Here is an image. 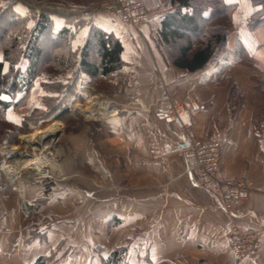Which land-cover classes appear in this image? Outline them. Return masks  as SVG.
<instances>
[{
	"label": "crops",
	"instance_id": "crops-1",
	"mask_svg": "<svg viewBox=\"0 0 264 264\" xmlns=\"http://www.w3.org/2000/svg\"><path fill=\"white\" fill-rule=\"evenodd\" d=\"M106 1L72 3L88 8ZM143 2L151 12L145 41L106 13L120 28L98 26L122 44L123 84L115 91L137 112L108 123L98 142L83 137L75 143L78 156L61 168L68 180L50 181L47 193L46 183L33 182L22 195L21 185L0 177V264H35L52 254L55 264H102L119 249L127 250L129 264H264V26L250 31L253 8L248 0L236 1L226 50L190 72L174 64L178 43L161 36L174 10L171 0ZM164 87L192 116L199 140H222V174L261 189L231 211L238 226L260 234L256 261H239L230 252L220 198L187 174L183 133L162 118ZM72 171L74 180L67 175ZM63 185L73 190L61 192Z\"/></svg>",
	"mask_w": 264,
	"mask_h": 264
},
{
	"label": "trees",
	"instance_id": "trees-1",
	"mask_svg": "<svg viewBox=\"0 0 264 264\" xmlns=\"http://www.w3.org/2000/svg\"><path fill=\"white\" fill-rule=\"evenodd\" d=\"M73 1L75 0H63L65 5L45 4L42 12L30 11L24 16L18 14L13 5L0 9L1 118L7 112V108L11 107L3 100L4 97L15 99L27 96L40 80L41 67L50 58L42 48L43 43L48 40L53 45L68 44L77 37L76 33L71 34V28L78 26L80 30L87 25L72 15L87 8L74 7ZM226 1L171 0L174 10L165 16L161 36L167 43H178L175 46L178 57L175 65L190 72H197L225 51L237 10L236 5ZM249 1L254 11L248 29L254 31L264 26V8L261 7L264 0ZM97 4L99 3L90 7ZM59 21L64 23L61 29L55 26ZM90 27L79 52H73L65 58V63H61L58 58H55L54 63L60 68H74L76 77L81 74L90 81L115 77L124 66L122 44L113 34L98 26ZM21 59L28 61L24 72L15 70ZM6 64L9 65L8 72H5ZM48 185L51 186L53 183ZM41 202L38 201V204ZM35 264L49 263L45 257H40ZM102 264H129L127 250L115 251L103 259Z\"/></svg>",
	"mask_w": 264,
	"mask_h": 264
},
{
	"label": "rangeland",
	"instance_id": "rangeland-1",
	"mask_svg": "<svg viewBox=\"0 0 264 264\" xmlns=\"http://www.w3.org/2000/svg\"><path fill=\"white\" fill-rule=\"evenodd\" d=\"M236 1L239 2L240 0H227L226 2L236 5L238 9L239 4ZM0 2L2 3L0 9H4L7 6L9 7L10 5H13L15 11L22 16L26 15L27 13L29 14L30 11H35L38 13L42 12V10H44L43 7L45 4L65 5V2H63V0H55V1L0 0ZM248 2L250 3L249 0ZM102 3H99L93 7H97ZM261 7L264 8V4ZM258 9H260V7H258ZM103 15L104 14H102L101 12L98 15V18L95 22L93 23L86 22L88 26L84 25L83 28H81L80 30L78 29L80 28L78 26H74L73 28H71V34L76 33L77 37L75 38L74 41H71L68 44L62 43L59 45H53V43L48 40L47 42L43 43L42 48L44 49L45 53L47 52V55H49L50 58L47 59L43 64V66L41 67L40 80H38L35 83L34 87L31 89L30 93L27 96L23 95L20 97H16L15 99H11L9 97L3 98V100L8 104H10L11 107L7 108V112L4 114L2 118L0 117V142L3 138L9 135H16L17 133L27 129L38 128L49 118L61 117L64 119H68L69 121L70 120L72 121L70 107L74 101H77L81 98V90L85 89L82 88V86L84 87L86 86L88 88H91L97 92L106 95L115 94L116 92L115 88H117L119 84L121 83L123 84V79H122L123 68H121V71L117 73L115 77L90 81L84 75L81 74L78 77H76V71L74 70V68L73 69L69 67L60 68L57 64L54 63L55 58H58V60H60L61 63H65L64 61L65 58L73 54V52H79L80 48L84 44L83 41H85L84 39L85 32H88L92 27V26L90 27V25L103 26L104 28H107L106 30H116L117 28H120L116 24H113L115 22L112 23L106 18H104ZM105 15L109 16L108 14ZM149 16L151 18V12H149ZM55 26H57V24H55ZM109 34H113L115 36L114 33H109ZM135 34L139 37V39L145 41V35L143 33V29L141 35L143 36L144 39L136 32ZM223 53L224 51L221 52V54ZM221 54H219L218 56H220ZM1 60L2 57L0 56V61ZM27 66H28V61L25 59H21L19 64L15 67V70L24 72L27 69ZM8 71H9V65L6 64L5 72ZM114 82H117V84L114 85ZM116 93L117 96L123 94L121 93V91ZM262 95L264 96V90L262 92ZM1 111L2 110L0 109V113ZM65 111L66 113L64 114ZM165 115H167V113ZM171 121L173 120L171 119ZM72 124H73V129H72L73 132L71 133L70 137L72 139L71 141L77 144L78 142L80 143L83 137H86V139H88L91 142L92 140L94 141V143L98 142V139L100 138L99 136L102 134V132H104V128L107 125V124L104 125L100 129H94L90 124H88L87 122H83L82 120H77V122L75 121ZM87 172H89V170ZM50 181L51 179H48L47 181L38 183V184L43 183V185L46 183L45 186H43L45 187L46 193H47V186H49L48 184L51 183ZM32 183L28 181L23 182L21 184L20 193L23 195L26 189L30 187V185H34ZM50 187L52 188L54 187V185H51ZM50 190L52 191L53 189ZM72 190L73 188L69 189L68 186H64V188L61 189L60 191L71 192ZM54 192L57 194L54 197L52 196L53 197L52 200L57 201L59 191L57 190ZM45 258L47 259V262L49 264H55L56 262H58L57 255L54 256V254H52L51 257H45Z\"/></svg>",
	"mask_w": 264,
	"mask_h": 264
},
{
	"label": "built area",
	"instance_id": "built-area-1",
	"mask_svg": "<svg viewBox=\"0 0 264 264\" xmlns=\"http://www.w3.org/2000/svg\"><path fill=\"white\" fill-rule=\"evenodd\" d=\"M101 12L118 18L140 36L143 26L150 18L143 0H108L97 7L79 10L72 15L81 21L93 23ZM161 102L166 106L168 117L183 133L186 147L182 154L186 157L187 174L195 176L197 186L220 198L221 209L229 217L226 227L228 249L239 261H256L262 250L260 234L238 226L231 220V211L237 203L247 200L250 194L260 192L261 189L243 178L222 174V140H199L192 130V116L184 113L183 108L173 102L166 89Z\"/></svg>",
	"mask_w": 264,
	"mask_h": 264
},
{
	"label": "bare ground",
	"instance_id": "bare-ground-1",
	"mask_svg": "<svg viewBox=\"0 0 264 264\" xmlns=\"http://www.w3.org/2000/svg\"><path fill=\"white\" fill-rule=\"evenodd\" d=\"M82 88L85 89L81 90V98L70 107L72 121L61 117L49 118L38 128L1 140V179L9 180L17 187L25 181L36 184L48 179L56 182L68 180L64 179L61 168L64 163L69 169L70 160L78 156L77 147L70 137L73 122L82 120L94 129H100L137 112L135 107L124 104L117 93L106 95L86 86ZM67 175L72 176L71 179L77 177L74 171Z\"/></svg>",
	"mask_w": 264,
	"mask_h": 264
},
{
	"label": "water",
	"instance_id": "water-1",
	"mask_svg": "<svg viewBox=\"0 0 264 264\" xmlns=\"http://www.w3.org/2000/svg\"><path fill=\"white\" fill-rule=\"evenodd\" d=\"M162 118L167 119L169 122H171V119H169L167 115H163Z\"/></svg>",
	"mask_w": 264,
	"mask_h": 264
}]
</instances>
